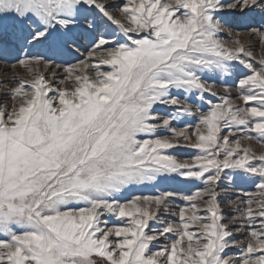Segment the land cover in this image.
<instances>
[{"label": "snow or ice", "instance_id": "obj_1", "mask_svg": "<svg viewBox=\"0 0 264 264\" xmlns=\"http://www.w3.org/2000/svg\"><path fill=\"white\" fill-rule=\"evenodd\" d=\"M264 0H0V264H264Z\"/></svg>", "mask_w": 264, "mask_h": 264}, {"label": "rangeland", "instance_id": "obj_2", "mask_svg": "<svg viewBox=\"0 0 264 264\" xmlns=\"http://www.w3.org/2000/svg\"><path fill=\"white\" fill-rule=\"evenodd\" d=\"M257 151H264V148H261L259 145H253Z\"/></svg>", "mask_w": 264, "mask_h": 264}]
</instances>
